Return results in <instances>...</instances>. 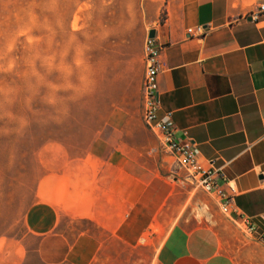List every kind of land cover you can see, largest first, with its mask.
Returning a JSON list of instances; mask_svg holds the SVG:
<instances>
[{
  "label": "crops",
  "instance_id": "0c3cea01",
  "mask_svg": "<svg viewBox=\"0 0 264 264\" xmlns=\"http://www.w3.org/2000/svg\"><path fill=\"white\" fill-rule=\"evenodd\" d=\"M263 2L163 0V21L146 32L165 43L160 113L172 111L175 137L235 188L234 216L145 125L144 36L112 84L97 85L103 119H76L71 142L66 133L38 149L26 231L0 238V264H264V13L247 16ZM197 25L204 35L188 33Z\"/></svg>",
  "mask_w": 264,
  "mask_h": 264
},
{
  "label": "rangeland",
  "instance_id": "374dc122",
  "mask_svg": "<svg viewBox=\"0 0 264 264\" xmlns=\"http://www.w3.org/2000/svg\"><path fill=\"white\" fill-rule=\"evenodd\" d=\"M162 2L0 0V238L26 231L38 149L71 142L76 119H103L98 83L111 85L115 63L163 21Z\"/></svg>",
  "mask_w": 264,
  "mask_h": 264
},
{
  "label": "built area",
  "instance_id": "2783aa9c",
  "mask_svg": "<svg viewBox=\"0 0 264 264\" xmlns=\"http://www.w3.org/2000/svg\"><path fill=\"white\" fill-rule=\"evenodd\" d=\"M263 13L264 2L249 12L247 16L255 20L259 19ZM188 33L204 35L206 28L197 25L194 28H189ZM164 47L165 43L160 39L158 33L154 37H150L147 33L143 47L146 69L142 88V119L145 125L159 136L163 146L175 156L177 164L186 170L192 181L206 192L217 195L222 211L234 216L235 188L230 186V191H227L218 183V169L212 166V162H210L211 166H207L200 161L199 149L194 141H182L175 137L173 112L166 110L160 113L158 77L161 71V53ZM241 221L248 231L252 233L257 231L255 225L248 219L242 218ZM260 240L264 243V236H261Z\"/></svg>",
  "mask_w": 264,
  "mask_h": 264
},
{
  "label": "water",
  "instance_id": "95a60500",
  "mask_svg": "<svg viewBox=\"0 0 264 264\" xmlns=\"http://www.w3.org/2000/svg\"><path fill=\"white\" fill-rule=\"evenodd\" d=\"M156 35V29H151L150 31H149V36L150 37H154Z\"/></svg>",
  "mask_w": 264,
  "mask_h": 264
}]
</instances>
